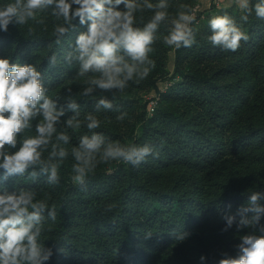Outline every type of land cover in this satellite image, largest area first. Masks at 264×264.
<instances>
[{"label": "trees", "instance_id": "1", "mask_svg": "<svg viewBox=\"0 0 264 264\" xmlns=\"http://www.w3.org/2000/svg\"><path fill=\"white\" fill-rule=\"evenodd\" d=\"M220 1L222 5L212 3L207 8L203 0H168L170 16L182 4L191 7L196 16L192 25L196 43L190 48L167 46L163 43L167 28L161 25V38L150 53L155 68L147 79L130 82L115 97L100 90L93 97L76 96L85 78L73 81L79 66L68 65L63 56L71 50L69 43L87 31L78 18L73 22L75 30L60 45L53 44L52 32L62 21L48 14L37 15L45 20L43 25L29 21L0 31V58L35 66L50 98L60 97L58 107L66 106L70 87L83 120L103 95L127 116L120 122L116 120L119 112L102 110L97 113L101 126L95 131L122 144L148 143L159 152L158 158L150 156L139 167L121 162L98 165L88 178L87 190L82 191L71 179L74 160L70 152L80 136L91 134L82 125L68 130L69 156L60 166L57 185H48L43 176L32 182L27 173L0 181V192L35 190L37 199L47 195L49 207L56 205L57 219L45 221L40 238L53 251L45 264H219L225 253L237 256L240 236L251 229L237 231L234 223L222 231L226 226L222 217L235 214L252 192H264V19L253 11L243 23V13L233 0ZM5 2L12 0H0V4ZM258 2L251 0L253 7ZM118 10H124V5ZM225 13L250 37L236 52L207 40L211 35L208 21ZM152 15L150 10L137 12L134 26L143 27ZM29 29L33 34L29 35ZM53 54L60 63L50 67ZM145 94H154L157 101L152 114ZM72 115L67 111L61 122ZM38 122L39 118L33 120L32 128L18 139L34 136ZM109 204L114 207L106 211ZM260 223L264 224V216ZM147 232L151 238H145ZM181 232L190 234L182 242L175 238ZM202 255L206 257L203 262Z\"/></svg>", "mask_w": 264, "mask_h": 264}, {"label": "clouds", "instance_id": "2", "mask_svg": "<svg viewBox=\"0 0 264 264\" xmlns=\"http://www.w3.org/2000/svg\"><path fill=\"white\" fill-rule=\"evenodd\" d=\"M233 3L243 13L240 17L243 23L248 22L253 11L257 18L264 19V0H259L254 7L251 0H233ZM121 4L124 5L122 11L118 10ZM179 7L181 10L170 16L168 0H158V3L150 0H12L0 4V31L7 32L10 24L24 26L29 21L43 25L45 20L38 19L37 15L48 14L62 21L55 24L52 32L53 44L60 45L65 35L75 30L73 22L78 18L81 25H87V31L81 32L74 44L69 43L71 50L63 56L68 65L75 62L79 66L73 81L85 78V86L76 96L93 97L92 94L100 90L112 92L115 97L124 92L130 82L139 84L147 79L155 68L150 53L154 51L152 45L161 38L158 35L161 25L167 28L163 36L167 46L190 48L196 43V29L192 26L196 16L190 6L182 4ZM144 10L152 11L153 15L143 27H135L136 13ZM208 24L211 35L207 40L226 51L236 52L242 41L250 39L227 13L213 16ZM31 34L32 29H29ZM52 46L49 45V49ZM58 63L55 54L49 57L50 67ZM67 92L66 106L58 107L60 97L50 98L43 86L42 74L35 66L12 64L7 58H0V169L3 170L0 181L27 173V179L32 182L43 176L48 185H57L60 166L69 156V149L65 147L71 142L68 130H78L82 125L91 134L80 136L78 144L70 150L74 160L71 179L82 191L87 190L90 174L102 163L121 162L139 167L150 156L158 158L159 152L154 145L122 144L95 131L101 126L97 113L102 110L119 112L116 120L120 122L127 116L113 100L101 95L93 111L85 113L82 120L76 96L71 95L70 87ZM67 111L74 115L61 122ZM37 118L35 135L18 139L32 128V121ZM58 125H62L59 130ZM36 197L35 190L0 192V264H45L52 257V249L46 248L40 238L45 221H56L57 208L55 204L49 207L47 195L44 199ZM261 200H264V192H252L235 214L223 215L226 226L222 231H228L234 223L237 231L245 228L251 231L240 236L237 256L225 253L219 264H264V224L260 223L264 205ZM113 207L109 204L105 210L111 211ZM189 235L176 233L175 238L182 242ZM151 236V232L145 234L146 239ZM205 259L203 255L200 257L201 262Z\"/></svg>", "mask_w": 264, "mask_h": 264}, {"label": "rangeland", "instance_id": "3", "mask_svg": "<svg viewBox=\"0 0 264 264\" xmlns=\"http://www.w3.org/2000/svg\"><path fill=\"white\" fill-rule=\"evenodd\" d=\"M203 1H204L205 6L207 8H209L212 5V3H215V2L217 3L218 2V0H203ZM219 4L222 5L223 3L219 2ZM199 9H201V6L197 8V10H199ZM170 68H171V70H173V64H170ZM144 97L147 98V99H150L148 112L150 114H152L154 112V110H155V107L153 108V110H152V107L154 105L157 106V103H154V102H157L156 100H154L155 98H153L154 94H145Z\"/></svg>", "mask_w": 264, "mask_h": 264}, {"label": "built area", "instance_id": "4", "mask_svg": "<svg viewBox=\"0 0 264 264\" xmlns=\"http://www.w3.org/2000/svg\"><path fill=\"white\" fill-rule=\"evenodd\" d=\"M219 2L221 3L220 0H218V2H217V3L215 2V3H216L217 5H220ZM197 8H198V7H196V10H197ZM154 103H156V102H154ZM154 107H156V106L154 105V106L152 107V110H153Z\"/></svg>", "mask_w": 264, "mask_h": 264}]
</instances>
